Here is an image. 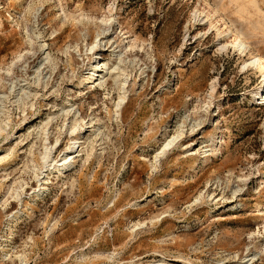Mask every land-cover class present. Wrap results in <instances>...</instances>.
I'll use <instances>...</instances> for the list:
<instances>
[{
  "label": "rangeland",
  "instance_id": "rangeland-1",
  "mask_svg": "<svg viewBox=\"0 0 264 264\" xmlns=\"http://www.w3.org/2000/svg\"><path fill=\"white\" fill-rule=\"evenodd\" d=\"M205 1L0 0V94L8 93V80L22 77L21 67L32 78L33 67L42 64L33 38L38 31L55 69H43L50 78L46 88L37 87L34 106H28L30 125L55 112L50 125L55 137L64 121L59 108L70 100L80 117L93 118L92 125L101 127V134L91 137L90 157L85 161L83 153L74 169L61 179L51 178L32 216L8 225L6 215L18 204L0 208V238L10 232L8 226L12 229L10 258H3L0 249V264H18L17 254L26 256L25 264H150L161 256L184 257V264H237L250 254H255L252 264H264V104H256L260 96L253 102L251 98L262 75L243 70L247 56L233 47L218 50ZM206 2L218 3L235 32L243 28L251 50L264 53V0ZM195 11L203 17L201 23L193 20ZM103 17L111 23L110 42L103 43L101 58L113 60L112 49L120 51L129 73V99L121 121L108 113L117 100L110 80L107 90L86 86L80 94L69 91L91 61L86 46L104 28ZM228 36V41L235 40L234 34ZM127 43L134 48L127 51ZM214 79L207 113L199 107L208 100ZM6 107L14 115L15 131L19 110L11 102ZM182 116L191 122L207 116L211 120L194 135L186 127L185 137L152 168L155 150L165 136H172ZM30 125L19 133L22 142L0 170L7 184L27 181L26 195L36 186L24 165L30 159L27 152L39 149L38 142L33 144L34 131L27 134ZM218 136L221 152L209 155L206 163L201 155L195 161L188 158V143L197 149L204 145L201 141ZM67 138L63 132L56 154ZM4 142L0 138V155L14 146ZM236 188L241 190L233 198ZM206 191L213 193V200L195 202ZM220 196L224 198L216 201Z\"/></svg>",
  "mask_w": 264,
  "mask_h": 264
},
{
  "label": "bare ground",
  "instance_id": "bare-ground-1",
  "mask_svg": "<svg viewBox=\"0 0 264 264\" xmlns=\"http://www.w3.org/2000/svg\"><path fill=\"white\" fill-rule=\"evenodd\" d=\"M206 1V17L209 21V28L215 30L216 35L219 38V42L217 43L218 50L226 51L227 48L231 46L235 49V51H238V54L244 57L247 56L241 62L242 69L245 71H247L248 69H254L262 75V80L256 87L257 90L255 91V93L253 91L251 92L252 102L253 100H256L258 94L260 93V98L263 100L264 104V74H262V72H264V53H261L254 49L251 50L248 43L246 42V35L243 28L235 32L234 28L231 26V24H229L226 17H224L220 12L218 3L213 2V4H210ZM216 17L218 18V21L212 23L211 19ZM192 18L193 20H195V22L198 23H201L203 21V17H201L200 13H198L197 11L192 14ZM110 21L111 18L103 17L100 19V23L104 28L102 29L100 34H96L94 41L86 46V51L90 52L91 61L89 62L88 67L85 69V72L82 74V78H80L76 82V84L70 88L69 91L75 90L80 94L82 92L81 90L86 86H97L98 89L107 90L108 80H110L113 85L112 88H114L117 92V100L113 101V109H110V111L108 110V113L111 114V116L114 117L115 120L121 121L124 110L126 109V105L128 103L127 101L129 99V73L126 71V62L121 57L120 51L112 49L111 54L116 57L113 60H106L101 58L103 43L109 44L110 42V37L108 36V25L111 23ZM230 34L235 35L234 41H228V39H226ZM33 35V38L36 39V42L38 43L37 48L43 54V57L41 59L42 64L33 67V76L32 78L28 77L29 79L25 76V66L21 67L23 68L24 72L22 73V77H20V79L16 78L15 80H8V93L0 94V138H3L6 141L4 143L14 144V146L12 147H6L5 149H3L9 152H7V154L5 152V154L0 155V170L4 169L3 167H6L9 164V156L17 151V146L22 142V139L20 138L21 135L19 133L25 128V126L31 124L30 117L27 115L26 111L28 109V106H34L32 99L34 98L35 94L37 95V87L40 86L46 88L48 85L50 74L48 75V77H46V73L43 72V69L48 68L51 72L55 69V63L53 62L52 56L48 50V45L44 40H42L41 33H39L38 31H34ZM236 37H238L237 41ZM34 39L29 38V43L34 44ZM75 48H77V44L75 45ZM133 48L134 46L132 44L127 43L125 49L129 51ZM65 52L67 53L68 51H66L65 49ZM22 57L23 55L20 54L19 59ZM70 61L71 58H69V63ZM13 62L11 65L15 66ZM11 67L7 68V74L10 73L9 71L11 70ZM71 70L73 72V69ZM143 72L144 71H141V73ZM215 81L216 79H214L209 84V91L207 94L209 98L208 100L203 101V104L199 107V110H203L207 113L210 112L209 108L211 107L210 105L212 103L211 99L213 98V93L216 89L214 84ZM162 91H164V88ZM6 102L13 103L19 110V114L17 116L19 118V122L16 126L15 131L13 128L14 115H11L8 112L9 109H7L6 107ZM29 102H31L30 105H28ZM59 110L61 111L64 121L62 123V126L58 128L57 135L55 137H53L52 133L50 132V125L52 121L56 119L57 114H55V112L48 113L45 120L39 119L38 124L30 125L31 130H29L27 133L28 135H30L34 131L35 141L33 142V144L35 145L36 142H38L37 144L39 146V149L36 153L30 147L29 151L27 152V154L30 156L29 162L24 164L25 168L28 170L32 178V181H34L36 184L34 188L31 187V192L26 195L28 182L24 179L11 181L9 182V184L6 183L8 182L6 179H0V208L2 210H6L12 202H16L18 204L16 210L6 215V222L8 225H15L24 215L27 217L32 216L34 203L48 191V184L51 181V178H55L56 180L61 179L68 171L70 172L72 169H74L83 153L85 154L86 161L93 151L92 142H95L92 141L91 137L96 138L99 134H101V127L92 125V123H94L93 118L85 121L84 118L80 117L76 109L75 102L67 100V104H63L61 108H59ZM185 118V116H182L177 121L172 136H165L161 144L155 150L156 153L153 156V162L150 163V166L152 168H156V165L159 163L162 154L164 155L167 150H169L173 146H176L178 141L182 137H185L184 133L186 127H188V130L190 131V135H194L199 129H202L204 127V125L206 124L205 122L208 123L211 120L209 116L202 118L200 117L198 120H193V122L187 121ZM95 121H99V119L97 118L95 119ZM63 132H66V135L68 136L67 143L65 144L64 149L60 150L56 154L60 146L61 135ZM162 135L165 134L163 133ZM222 142L223 140L219 136L211 139H206L200 142V145H204L201 147L199 146V148L197 149H192V143H188L186 145V148L189 149H186L185 153L191 152L190 157L188 158L193 161H195L197 157L201 155V162L206 163L209 159V155L213 154L214 152H221L220 147ZM101 149H103V147H101L100 150ZM21 153H24V151H21ZM240 190V188L234 189L232 191V197L234 198L237 194H239L238 192H240ZM206 192H201L198 197L195 198V202H201V200L205 197L212 198L213 200V198L215 197L213 196V193ZM223 198L224 196H220L216 201ZM231 202L234 201L232 200ZM237 206L238 203H235L232 208H236ZM135 225L139 227L141 223L137 222ZM8 228L10 232L5 234L4 237L0 238V249L3 253V258H10V249L8 248L7 243L12 237V229L10 228V226H8ZM50 230L51 227L45 232L48 233ZM14 257V259L17 260L18 264H25L26 256L24 254H17ZM82 257L86 258L87 256L86 254H83ZM254 257L255 254L245 255L243 257V260H240L241 262L237 264H252ZM185 262L187 261L184 257L169 259L165 256H161V259L150 264H184Z\"/></svg>",
  "mask_w": 264,
  "mask_h": 264
},
{
  "label": "built area",
  "instance_id": "built-area-1",
  "mask_svg": "<svg viewBox=\"0 0 264 264\" xmlns=\"http://www.w3.org/2000/svg\"><path fill=\"white\" fill-rule=\"evenodd\" d=\"M263 74H264V72H263ZM261 80H262V78H261ZM260 95H261V94L259 93V94H258V97H259ZM256 104H263V100L258 99V101L256 102Z\"/></svg>",
  "mask_w": 264,
  "mask_h": 264
}]
</instances>
